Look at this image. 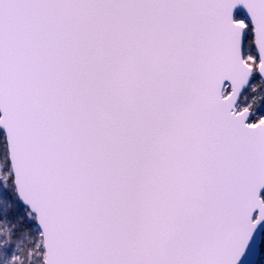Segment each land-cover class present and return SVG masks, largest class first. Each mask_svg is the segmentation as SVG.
<instances>
[{"label": "snow or ice", "instance_id": "obj_1", "mask_svg": "<svg viewBox=\"0 0 264 264\" xmlns=\"http://www.w3.org/2000/svg\"><path fill=\"white\" fill-rule=\"evenodd\" d=\"M0 264H264V0H0Z\"/></svg>", "mask_w": 264, "mask_h": 264}]
</instances>
